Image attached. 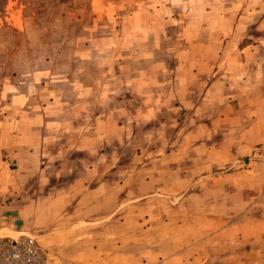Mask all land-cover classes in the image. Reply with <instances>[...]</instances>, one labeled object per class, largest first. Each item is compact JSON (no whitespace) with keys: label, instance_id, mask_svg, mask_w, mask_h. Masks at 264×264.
<instances>
[{"label":"rangeland","instance_id":"374dc122","mask_svg":"<svg viewBox=\"0 0 264 264\" xmlns=\"http://www.w3.org/2000/svg\"><path fill=\"white\" fill-rule=\"evenodd\" d=\"M107 36L176 89L122 138L98 127L95 147H47L49 170L0 169V237L60 264H264V0H0L2 109L44 68L106 58L90 42Z\"/></svg>","mask_w":264,"mask_h":264},{"label":"crops","instance_id":"0c3cea01","mask_svg":"<svg viewBox=\"0 0 264 264\" xmlns=\"http://www.w3.org/2000/svg\"><path fill=\"white\" fill-rule=\"evenodd\" d=\"M195 1L204 4L212 0ZM201 32L204 34V29ZM116 43L113 36L93 38L91 49L94 44H100L105 50L97 47L92 53H97V57L98 53H104L106 58L73 59L71 68L49 66L18 91L5 92L9 95V106L5 110L0 106V169L11 173L26 170L28 174L38 168L44 171L52 163L49 146L95 147L100 143L98 127L113 128L122 138L129 123H143L154 117L160 109L161 87L173 91L176 80L162 70L161 62L148 61L146 69L142 55L134 58L133 53L121 51L124 55L121 57ZM102 69H105L104 77L98 75ZM111 70L114 78L108 76ZM186 90L189 93L184 95L185 101L193 96L192 87ZM201 90L203 94L205 89ZM2 98L0 95V105ZM106 144L110 143L106 141ZM87 157L79 156L84 177L104 176L106 169L96 170L98 158L94 157L92 164ZM104 160L109 161L107 156ZM38 163L41 165L37 168Z\"/></svg>","mask_w":264,"mask_h":264},{"label":"built area","instance_id":"2783aa9c","mask_svg":"<svg viewBox=\"0 0 264 264\" xmlns=\"http://www.w3.org/2000/svg\"><path fill=\"white\" fill-rule=\"evenodd\" d=\"M0 264H60L33 237H0Z\"/></svg>","mask_w":264,"mask_h":264}]
</instances>
